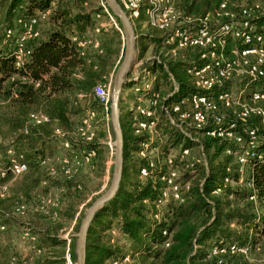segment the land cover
Returning a JSON list of instances; mask_svg holds the SVG:
<instances>
[{"label": "trees", "instance_id": "1", "mask_svg": "<svg viewBox=\"0 0 264 264\" xmlns=\"http://www.w3.org/2000/svg\"><path fill=\"white\" fill-rule=\"evenodd\" d=\"M173 2L182 18L210 16L215 27L240 24L244 21L242 11L255 8L253 5L236 6L231 0ZM223 3L225 10L221 11L220 17H215V12L220 10ZM261 11H254L249 21L255 27V33L264 36V13ZM46 13L41 19V14ZM97 15L105 16L95 0H0V26L13 25L10 29L14 30L17 20L37 18L39 33L37 38L27 42L30 55L20 69L14 67L10 51L6 49L10 46L13 50L15 38L6 39L5 31L0 38V42L7 41L0 48V150L5 154L2 162L7 163L6 150L12 148L15 153L24 156L27 171L20 177L25 175L28 178L37 176L48 160L46 156L57 155L58 159L54 158L60 165L54 168L59 176L56 187L62 190L61 198L55 205L41 203L47 201V196L43 192L45 190L37 191L35 181L17 188L15 193H20V197L15 203L12 201L15 195L13 189V197L0 199V227L4 228L0 231V264H64L66 253L71 262L76 263V238L70 234L69 242L63 239V229L68 227L76 213L83 215L79 206L91 193L86 186L82 189L77 184L79 175L76 173L78 168L86 165L100 175L104 160L100 144L103 138L101 130L90 143L76 141L73 136L85 110L103 108L94 91L98 85L107 82L108 69L113 65L111 58L118 55L120 45V35L113 29L93 33ZM114 19L121 29L119 21ZM145 21L141 10L135 21L137 30ZM41 24L45 28L43 31L39 27ZM163 36L149 29L144 37L149 44L156 46L157 52ZM82 41L86 42L83 47L78 44ZM223 42L226 57L229 52L231 54V48L253 46V43L241 44L229 36L223 38ZM145 49L146 45L139 48L137 63L141 61ZM180 52L183 59H163L161 62L143 60L138 69L140 77H151L157 83L145 92L146 97L157 93L161 99H165L172 94L174 86L170 77L179 87V93L168 98L166 103L196 92L189 83L187 71L202 68L208 60L200 59L202 52L198 49ZM13 77L16 78L11 81ZM21 77L28 78L32 83L22 82ZM140 81L127 86H141L143 82ZM36 82L37 87L34 85ZM229 86L231 84L224 91L230 90ZM250 89L263 91L264 81H256ZM163 90L167 92L164 95L161 94ZM34 112L45 115L48 122L41 125L29 123L28 117ZM221 113L226 121H232L233 110L222 109ZM120 123L123 164L119 189L113 199L101 208L88 229L85 264H217V259L209 257L213 248L246 247L248 255L256 249L258 241L264 238V130H260L258 118H250L238 128L253 126L260 134L259 148L263 160L250 162L251 171L246 180L253 185V189L245 185L242 188L223 187L226 177L237 184L235 168L229 165L230 160L232 163L234 161L225 154L226 144L202 137L200 144L188 142L190 146L184 147L187 149L193 145L200 148L203 156L207 157V164L196 165L193 172L186 170V180L194 179L184 194V202H169L159 208L156 201L164 184L160 181L162 172L157 164L154 163L155 169L140 180V171L146 167V161L137 159V153L140 144L148 141L147 136L144 133L135 136L133 127L126 128L122 117ZM25 128L27 132L23 133ZM158 129L159 126H156L155 130ZM65 143L68 148H64ZM58 149H63V154L59 155ZM91 152L94 156L85 162ZM65 169L69 170V175L64 173ZM227 169L230 172L227 173ZM195 175H199V178L196 179ZM10 178L7 176L0 182L7 183ZM216 189L222 193L214 195ZM253 193L256 195L257 210L254 203L249 201ZM229 195L233 199H228ZM97 198L85 206L88 208ZM19 207L24 208L23 214L28 217L27 222H23L26 236L34 242L29 244L31 251L22 255L15 253V240L12 235H7L13 230L15 234L18 233L17 218L24 216L15 214ZM157 214L158 220L154 218ZM80 221L77 217L74 232L79 229ZM163 231H166V236L162 235ZM125 258L129 261L124 262ZM220 258L222 264H240L244 256L227 253Z\"/></svg>", "mask_w": 264, "mask_h": 264}, {"label": "built area", "instance_id": "2", "mask_svg": "<svg viewBox=\"0 0 264 264\" xmlns=\"http://www.w3.org/2000/svg\"><path fill=\"white\" fill-rule=\"evenodd\" d=\"M130 20H136L141 10L144 9L147 26L149 29L162 33V45L170 49V58L176 57L178 52L187 49H198L202 52L200 59L208 60L200 69H190L187 74L194 87V93L179 100H166L173 95L179 93V87L175 80L171 78L173 84V92L165 99L159 94H152L150 97L140 96L137 98V105L134 113V135L139 136L143 133L153 131L159 123V118L164 116L169 125L180 134L187 142L199 143L202 137L216 139L226 144L225 154L231 157L237 166V174L244 175L245 168L250 167L251 161H262L263 153L259 148V131L256 127L246 126L238 129L241 124H245L250 118H258L260 124L264 127V90L252 91L250 88L256 81H264V36L255 33V27L250 23L249 19L254 11L259 8L255 6L254 10L245 9L242 11L243 22L240 24L231 23L220 27H215L211 23L210 16L204 18H182L180 12L175 9L173 0H147L143 4V0H117ZM100 6L103 13L108 17L115 29L122 33L117 26L114 17L105 7L103 0H100ZM225 3L220 6V10L215 12V17L221 16V11L225 10ZM46 14H41L43 19ZM97 18H100L97 16ZM37 18L29 20H17L16 27L19 32L13 29L5 31V38H15L14 48L11 52L13 65L16 69L22 68L30 55V50L26 44L29 40L37 38ZM98 32V31H97ZM229 36L233 40L240 41L241 44L253 43L251 48L238 49L231 51L232 57L228 58L223 52V38ZM7 44L6 40L0 42V47ZM81 47L86 45L85 41L78 43ZM97 47V44L94 45ZM159 62L158 58H154ZM140 63L136 64L139 65ZM16 77L11 78L13 81ZM22 82H30L28 78H19ZM238 81L239 88L236 91H224L228 84ZM35 87L38 86L36 82ZM149 89L144 85L143 89L137 90L141 95V91L145 92ZM95 97L102 105L106 113L109 110L110 91L105 85H98L95 88ZM248 92V94H247ZM248 96L247 98L245 96ZM233 110L232 121H226L221 110ZM29 123L41 125L48 122V118L40 112L31 113L28 117ZM86 125V122H84ZM87 128L84 126V129ZM27 129H23L26 133ZM81 135L86 136L87 141H91L93 134L83 132ZM59 135V132H56ZM147 144L141 147L145 150ZM64 148H68V144H64ZM189 149H184L180 155V161L185 162L187 170H194L195 166L200 164L199 159L188 161ZM7 163L4 164L0 160V180L7 176L16 179L27 171V165L24 156L14 152L12 148L6 150ZM94 156L91 152L87 155L85 162ZM140 156L145 158L142 151ZM67 164L66 161H63ZM167 171L160 177V181L164 184L160 192V197L156 201L157 208L165 206L169 202L182 204L184 202V194L189 190L186 183L179 180V172L177 171V162L170 158L167 160ZM44 164V162H42ZM155 169L153 162H148L146 167L140 171V177L146 178L149 171ZM230 172L229 169L226 170ZM54 170H50L51 175H55ZM64 173L69 175L68 169ZM239 178V177H238ZM234 184L230 178L223 180V187H238L244 185L253 189V185L243 181L242 178L237 179ZM245 182V183H244ZM220 189L214 190V195L221 194ZM7 196V185L0 182V199ZM229 198H233L229 195ZM249 201L253 202L257 210L256 195L253 193ZM50 204V202H47ZM147 203V202H145ZM23 207L16 209V213L23 214ZM159 219V215L154 216ZM4 230L0 227V231ZM166 236V231L162 232ZM165 246H168L166 244ZM236 254L241 256L248 255V249L240 246H230L228 249L213 248L209 257L217 259V264H222L220 258L224 254ZM66 264H72L68 253L65 256ZM129 259L125 258L124 262ZM116 264V263H114Z\"/></svg>", "mask_w": 264, "mask_h": 264}, {"label": "rangeland", "instance_id": "3", "mask_svg": "<svg viewBox=\"0 0 264 264\" xmlns=\"http://www.w3.org/2000/svg\"><path fill=\"white\" fill-rule=\"evenodd\" d=\"M146 1L147 0H143V4H146ZM231 2L236 4V6H250V5L257 6L260 10H262L261 12L264 13V0H231ZM95 4H100V0H95ZM143 12H144V9H143ZM144 15H145V12H144ZM96 19L100 20V18H97V17H96ZM15 21H14V28H15ZM132 21L133 20H131V22ZM146 23H147V18H146ZM11 27H10V25L5 26L4 24H2L0 26V38H2L3 31H6L7 29H10ZM119 29H120V27H119ZM14 30H17V28ZM121 32H122V30H121ZM122 37H123V35H122ZM123 39H124V37H123ZM2 47L3 46L1 45L0 48H2ZM155 47L156 46H154L152 44H149V43L146 44L145 53L143 54L141 61H139L138 63H142L143 60H145V61L154 60V58H158L159 62H161L163 59L164 60L178 59V58L183 59V57L181 56V54H182L181 52H178L176 57L170 58V55H169L170 49L167 47H164L162 45V42H161V45H159V47L157 48V52L155 50ZM221 47L226 52V45L221 46ZM6 49H8L10 51V54H11L12 47L9 46V48H8V46H7ZM233 49L234 48H231L230 51H232ZM227 55H228V58L232 57V53L230 54V52ZM122 58H123V56L118 61V63H116L117 62V56H113L111 58L113 65L109 69L110 70L109 74L106 77L107 82L104 84H100V85H105L106 87L109 88L110 95H111V90H112L113 77H114V74H115L118 66L120 65V63L122 61ZM129 78L131 80H134L135 83L137 80H141L140 82H143L141 84V86H137L136 84L131 85V86H127V89H123L124 91L122 92V94L120 96V119L122 117V121L125 122L126 128H128V126H132L134 129V126H133L134 121H132V123H131V118L132 117L134 118L135 107L137 105V98L139 99L140 96L145 95L143 93L144 90L141 91V95L139 94V92H136V91L143 89L144 85H147L149 88H151L152 86L156 85L157 83H156V81H154V79H151V77H148V76H142L140 78L133 77V72ZM189 83L192 86L190 80H189ZM237 83H238V81H235L234 83H232L231 86H229L230 90L236 91L240 86ZM192 88L194 89L193 86H192ZM163 89H166V88L163 87ZM166 93L167 92H165L164 90L161 91L162 95H164ZM173 101H174V99H173ZM109 114H110V109L108 110L107 113L104 110V108H99L97 110H93V109L85 110L84 115L81 119V123H79V125L77 126L76 133L73 136L74 137L73 139H75L76 141L83 142V143H90V142H92L94 136L96 135V133L99 130H101L102 134H103V138L100 140V144H101L102 150H103V160H104L103 166H102V173L100 175L96 174L95 172L92 171V169L90 167H88L86 165L82 166V168H78L77 173H76L77 175H79V180H77V184H79L82 189L84 186H86V189L90 190V192H91V193L87 194V197L85 198L84 202L81 203V205L79 206V211L83 212V215L87 209V207L85 205L88 202H92L94 200V198H97L98 196L102 195L107 190V188L109 187V184L111 182L112 172H113L115 141H114V135L112 133V127H111V123H110ZM84 122H86V125H84ZM84 126H86L87 128L84 129ZM157 126H159L158 130H153V131H149V132L144 133L147 136L148 141L140 144L139 151L137 153V159H140V160L145 159L146 164L148 162H153V163L157 164L158 170H160V172H162L161 176H163V173H166V171H167V163H166L167 160L170 158L175 159L177 162V168H178L177 171L179 172V180H180V182L184 183L185 181H187L186 180V170L187 169L185 168V162L180 161V155L182 154L183 150L186 149L184 147L185 146L189 147L190 145L188 144L186 139H184L180 134L176 133V131L166 121V118L164 116L159 118V123ZM82 128H83V132H85V133L87 132L88 135L93 134L91 141H87L86 136L81 135L82 134L81 132L77 133V131L81 130ZM259 128H260V130H264V127L261 124H260ZM147 143H148L147 148L145 150H143L141 145L147 144ZM151 143L154 144L155 146L152 147ZM60 147L61 146L59 145V148ZM187 149H190L188 161H190L192 159H199L200 166L203 164L204 165L207 164V157L205 158V156H203V153L201 152L200 148H197V147L195 148L192 145V147L187 148ZM142 151L145 153V158L140 156V153ZM62 152H64L63 149L62 150L58 149L59 155L63 154ZM4 157H5V154L3 155L1 153V150H0V160L3 162L5 159ZM54 157L57 158V155L56 156H51V155L46 156V158L48 160L46 161V163L42 167V169L39 170L37 176H31V177L28 176V178H27V176L24 175L25 177L19 176L16 179L10 178V180L7 183H5L7 185V196H10V198L13 197L12 192H11V190L13 189L14 190L13 194H15V195H14L12 201L15 203L18 200V198L20 197L18 195L20 193H15L17 188H19L20 186H23L25 183L29 184V183L35 181V183L37 182L36 183L37 191L45 190L43 192L47 196V201L44 203L42 201L41 203L45 204L46 206L55 205V202L61 198L62 192L59 191L58 188L56 187L57 186V180H59V176L56 173H55V175L50 174V170H54V168H57L58 165H60L58 162H56V158H54ZM134 159H136V157H134ZM229 165H231L232 167L235 168V174H237V172H236L237 168H236L235 163H232V161L230 160ZM70 166L72 167L73 165H70ZM79 169H80V171H79ZM250 169H251L250 167H246L244 175L239 176L237 174V179L242 178L243 181L247 182L246 180L249 178L248 176H249V172L251 171ZM79 172H80V174H79ZM195 178L198 179L199 175L198 176L195 175ZM144 179L145 178L141 177L140 180H144ZM193 179H194V177L191 179H188L189 181H187L186 184H188V185L192 184ZM32 193H36V192H32ZM228 199H233V198H228ZM47 202H50V204ZM15 214L16 215H22L21 213H16V212H15ZM83 215L81 216L78 214V218H80V220H81L83 218ZM27 218H28L27 214L24 215L23 217L17 218L18 222L16 224L19 226L17 228V231H16V232H18L17 234L14 233V230L10 231L9 234L7 233V235H9V236L12 235L14 240H15V242H14L15 244L13 245V247L15 248V253L21 254V255L24 254V252H26V254L29 253L31 251V247H29V244L34 243L28 239L29 237L26 236V234H27L26 233V226L23 224V222H27ZM15 222H16V220H15ZM70 226H72V230L69 228L70 230L68 231V233H63V236L67 237L68 235L70 236V234H71V235L75 236V238H76L77 233H78V229H77V232H74L73 228H74L75 224L72 223ZM68 242H69V240H68ZM64 264H66V261ZM240 264H264V238H262L258 241L256 249L253 250L252 253H250V255H247L243 259H241Z\"/></svg>", "mask_w": 264, "mask_h": 264}, {"label": "water", "instance_id": "4", "mask_svg": "<svg viewBox=\"0 0 264 264\" xmlns=\"http://www.w3.org/2000/svg\"><path fill=\"white\" fill-rule=\"evenodd\" d=\"M103 3L111 15L119 21L124 37L123 58L113 77L109 104V117L115 141L113 172L107 190L86 209L83 218L80 221L75 242V264H85L88 229L101 208L113 199L119 189L123 164V133L120 123V96L122 90L128 84L134 82L129 76L132 74L133 69L137 64L136 37L131 20L128 18L117 0H103Z\"/></svg>", "mask_w": 264, "mask_h": 264}, {"label": "crops", "instance_id": "5", "mask_svg": "<svg viewBox=\"0 0 264 264\" xmlns=\"http://www.w3.org/2000/svg\"><path fill=\"white\" fill-rule=\"evenodd\" d=\"M105 15V14H104ZM98 16V15H97ZM96 16V17H97ZM145 19H146V15H144ZM136 20H133L132 21V25H133V28H134V32H135V37H136V53L137 55L140 53V50L139 48L145 46L146 44H148V41L147 39H145V35L149 32V28L147 26V23L146 21L145 22H142L141 26L138 28H136ZM40 30L43 31L44 28V25L41 24L40 26ZM115 30V27L112 23L109 22L108 20V17L105 15L104 17H100V20H97V25L95 26L94 30H93V33L94 34H98L100 32V30H103L104 32H108L109 30ZM98 31V32H97ZM118 32V31H117ZM118 34L120 35L119 38H120V45H119V53L117 55V62L121 59V57L123 56V53H124V39L122 37L123 34L119 33ZM136 55V56H137ZM143 63H140L139 65H136L134 70H133V77H138L140 76L139 74V67L142 65ZM109 70V69H108ZM110 71V70H109ZM109 71H108V74H109ZM110 76V75H109ZM59 190V189H58ZM62 192V190H59ZM78 217V213L75 214L73 220L70 221L69 225L67 228L63 229V231H65L64 233H68V231L71 229L72 230V226H70L72 223H76V219ZM70 228V229H69ZM62 238L63 239H67L69 240V235L67 237H64L62 235ZM24 254H26V252H24Z\"/></svg>", "mask_w": 264, "mask_h": 264}]
</instances>
